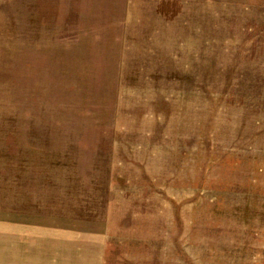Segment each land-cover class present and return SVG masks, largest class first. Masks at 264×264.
I'll list each match as a JSON object with an SVG mask.
<instances>
[{
	"label": "rangeland",
	"instance_id": "rangeland-1",
	"mask_svg": "<svg viewBox=\"0 0 264 264\" xmlns=\"http://www.w3.org/2000/svg\"><path fill=\"white\" fill-rule=\"evenodd\" d=\"M0 264H264V0H0Z\"/></svg>",
	"mask_w": 264,
	"mask_h": 264
}]
</instances>
